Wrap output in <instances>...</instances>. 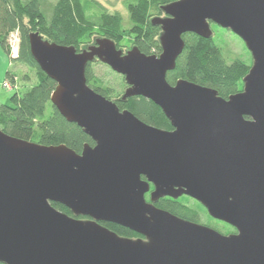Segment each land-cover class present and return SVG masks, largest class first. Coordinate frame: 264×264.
Returning <instances> with one entry per match:
<instances>
[{
    "label": "water",
    "instance_id": "water-1",
    "mask_svg": "<svg viewBox=\"0 0 264 264\" xmlns=\"http://www.w3.org/2000/svg\"><path fill=\"white\" fill-rule=\"evenodd\" d=\"M163 10L151 21L161 27L159 55L138 46L124 53L108 37L78 51L30 33L33 58L57 82L51 102L95 145L79 153L0 128L1 263L264 264V0H178ZM212 23L243 39L254 60L243 90L228 98L167 79L183 35L212 38ZM95 60L126 78L123 100L151 99L173 130L147 124L90 88L86 70ZM182 196L236 232L156 205ZM103 223L141 237H122Z\"/></svg>",
    "mask_w": 264,
    "mask_h": 264
},
{
    "label": "trees",
    "instance_id": "trees-1",
    "mask_svg": "<svg viewBox=\"0 0 264 264\" xmlns=\"http://www.w3.org/2000/svg\"><path fill=\"white\" fill-rule=\"evenodd\" d=\"M174 1L178 0H125L128 18L124 21L119 13L113 15L108 13L106 8L101 7L95 0H56L55 2L0 0L2 49L13 62L22 63L35 72V82L29 88L16 91L11 96L10 105L3 103L0 105V128L6 134L19 139L48 146L66 144L79 153L87 143L95 145L91 137L77 123L69 122L51 102L57 82L51 79L33 58L30 33L39 32L51 42L68 47L74 46L78 51L93 44L96 38L108 37L122 51L123 46L127 44L129 48L126 51L138 46L145 54L159 55L162 51L159 40L161 27L155 26L151 21L157 16L164 17L166 14L163 7ZM17 31L20 38L19 52L17 57L13 58L9 37ZM183 39L186 45L176 62L177 66L167 74L170 84L185 78L215 88L224 98L243 90L244 78L250 72L252 65L239 59L233 62L227 61L213 37L207 39L190 32L184 34ZM93 63H90L86 70L90 88L114 101L121 110H131L137 118L147 124L160 129L173 130L163 109L151 99L133 96L123 100L122 96L128 85L120 97L117 96L116 100L112 99V89L105 85L103 78L94 73ZM10 75L11 72L8 76ZM24 79L29 81V76L25 75ZM11 81L14 82V78ZM153 189L152 186L151 190ZM146 195L150 200L149 193ZM187 197L182 196L176 200L165 197L156 205L199 224L201 223L199 211L182 201V198ZM52 205L66 214L75 216L70 209L59 202ZM199 205L205 209L201 203ZM103 224L122 237L132 239L141 237L137 232L124 226L115 223ZM226 225L236 232L233 226Z\"/></svg>",
    "mask_w": 264,
    "mask_h": 264
},
{
    "label": "rangeland",
    "instance_id": "rangeland-1",
    "mask_svg": "<svg viewBox=\"0 0 264 264\" xmlns=\"http://www.w3.org/2000/svg\"><path fill=\"white\" fill-rule=\"evenodd\" d=\"M55 2L56 0H50ZM101 5V7H105L108 13L112 15L114 13H119L120 16L124 19V21L128 18V12L125 4V0H95ZM211 29L213 30L212 37L216 41L217 45L220 47L221 51H223V55L229 62H233L235 59H239L247 62L249 65L253 64L252 55L250 50H248L246 44L243 39H241L236 33L232 32L229 29L221 28L218 25H211ZM10 43L14 40L15 48L18 49L17 54L19 52V33L14 32L9 37ZM1 45V44H0ZM129 45H124L122 48L123 52L126 53V50L129 48ZM12 49V48H11ZM13 52V49H12ZM6 55V54H5ZM7 60H9L7 73L4 76V80L0 83V102L3 104L11 103V96L16 93V91H24L29 88L35 82V72L31 68L25 66L22 63L13 62L11 57L6 55ZM16 58L17 56H13ZM93 71L100 78H103L105 85L110 87L113 91V98L116 100L117 96L120 97L125 91V87L127 86L126 78L115 72L111 67L107 64L102 63L101 61H95L93 63ZM11 72V75L8 74ZM29 76V81L24 79V76ZM12 78H14V82H12ZM148 194V193H147ZM187 197V196H186ZM189 197V196H188ZM182 198V201L185 204H189L192 208L199 211L201 224L211 226L215 228L220 233L229 234L234 233L235 231L230 230L223 221H218L213 218L210 214L207 213L206 208L203 209L199 202L194 200L193 198ZM148 199V198H147ZM149 200V199H148ZM83 218V217H81ZM225 223V224H224ZM229 225V224H228ZM232 226V225H231Z\"/></svg>",
    "mask_w": 264,
    "mask_h": 264
},
{
    "label": "crops",
    "instance_id": "crops-1",
    "mask_svg": "<svg viewBox=\"0 0 264 264\" xmlns=\"http://www.w3.org/2000/svg\"><path fill=\"white\" fill-rule=\"evenodd\" d=\"M5 51L2 49V46L0 45V83L4 80V76L7 73L9 60H7V57L5 55ZM3 102H0V105Z\"/></svg>",
    "mask_w": 264,
    "mask_h": 264
},
{
    "label": "built area",
    "instance_id": "built-area-1",
    "mask_svg": "<svg viewBox=\"0 0 264 264\" xmlns=\"http://www.w3.org/2000/svg\"><path fill=\"white\" fill-rule=\"evenodd\" d=\"M10 40H11V39H10ZM15 44H16V43H15L14 40H13V41H12V44H11V48L13 49V52H12V55H13V56H15V55L17 56V55H18V54H17L18 49L15 48Z\"/></svg>",
    "mask_w": 264,
    "mask_h": 264
}]
</instances>
